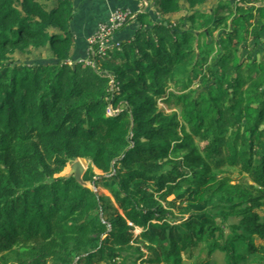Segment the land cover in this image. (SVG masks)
Instances as JSON below:
<instances>
[{
  "label": "trees",
  "instance_id": "1",
  "mask_svg": "<svg viewBox=\"0 0 264 264\" xmlns=\"http://www.w3.org/2000/svg\"><path fill=\"white\" fill-rule=\"evenodd\" d=\"M74 1L0 0V264L264 255V0H154L91 63L71 62ZM76 159L87 185L60 176Z\"/></svg>",
  "mask_w": 264,
  "mask_h": 264
},
{
  "label": "crops",
  "instance_id": "2",
  "mask_svg": "<svg viewBox=\"0 0 264 264\" xmlns=\"http://www.w3.org/2000/svg\"><path fill=\"white\" fill-rule=\"evenodd\" d=\"M154 0H75L74 18L71 30L75 36L71 62H85L89 58V38L92 37L98 26L108 21L112 12L123 8L133 13L130 22L124 29L116 32L111 38L108 48L133 38L139 28L138 14L145 9L150 11Z\"/></svg>",
  "mask_w": 264,
  "mask_h": 264
},
{
  "label": "rangeland",
  "instance_id": "3",
  "mask_svg": "<svg viewBox=\"0 0 264 264\" xmlns=\"http://www.w3.org/2000/svg\"><path fill=\"white\" fill-rule=\"evenodd\" d=\"M48 52L47 50H44V49H35L34 51L30 52V53H22V52H17L15 53V55L13 56V59L15 61L17 60H20V61H23V62H26V63H30V62H33L34 59H39V58H43L45 56H47ZM192 87H197V84L193 85ZM162 106H165L164 104L161 103ZM78 159L72 161V162H69L67 167L64 169V171L60 174V176H68L69 173L71 172V169H72V164L77 161ZM82 160V164L84 167H86V170L89 166H92L91 164V161L90 160H87V159H81ZM85 170V172H86ZM93 170L94 172L97 174V175H103V172L101 170H98L97 168H95L93 166ZM84 172V174H85ZM83 174V176H84ZM233 176L236 177V180L237 181H248L249 179H247L244 175H240L238 174V170H234L233 171ZM102 186H98L97 183H92L90 184V187L97 193L99 194H105L107 195L110 199H111V203L114 207H119V205L117 204L115 198L113 197L112 193H111V190L105 185V184H101ZM175 196L174 195H171L169 196L168 200L169 201H172L174 200ZM164 204L166 206H169L167 204V202H164ZM186 205V203H181V201H178L177 203V206L179 207H176V212H177V215L180 216L181 213H179L180 211H182V208ZM193 210L195 213L197 214H200L202 213L203 211H208L210 214L212 215H219V212H220V207L217 205V203H212V204H207V205H199V206H194L193 207ZM180 214V215H179ZM195 215L193 216V218L196 220L199 218L198 215ZM182 218L184 219H187V218H191L190 216V213H187V214H184V215H181ZM196 221H199V220H196ZM236 221V219H230L228 220L227 222H222L221 221V218H217V223L218 224H221L223 225V228H224V231H225V234L228 235L229 233H231V227L230 225L233 224L234 222ZM181 220H172L171 223L172 224H180ZM137 230V231H136ZM144 230L139 227L137 229H135V234L138 235L140 234L141 232H143ZM212 240H210L211 242ZM255 243L260 245V244H264L263 241L261 239H256L255 240ZM239 245H242V244H239ZM137 247L139 248H142V250L147 254L148 251L145 247L141 246V244H137L136 245ZM200 246H203V243L200 245ZM243 246V245H242ZM242 247L240 246V249ZM201 249L199 250L198 254L200 253ZM126 255V254H125ZM132 257V256H130ZM186 257V262L185 264H194L193 261L194 259H188V256H185ZM134 260L131 259L128 261V264H134L133 262ZM210 264H227L226 262V257H225V254L220 252V251H216L212 257H211V260H210ZM243 264H264V255H261V256H253V255H250L249 259L247 260L246 263H243Z\"/></svg>",
  "mask_w": 264,
  "mask_h": 264
},
{
  "label": "built area",
  "instance_id": "4",
  "mask_svg": "<svg viewBox=\"0 0 264 264\" xmlns=\"http://www.w3.org/2000/svg\"><path fill=\"white\" fill-rule=\"evenodd\" d=\"M237 2L240 0H236ZM133 16V13L129 10L123 8L115 9L108 21L101 23L98 26L96 33L89 38V57L92 53L95 52L94 46L98 44L99 51L103 54L106 53L108 49V44L113 37V35L126 24V22ZM89 59V58H88ZM87 59V62L91 63ZM116 111L109 107L108 114L113 115ZM139 227H136V229ZM137 231V230H136Z\"/></svg>",
  "mask_w": 264,
  "mask_h": 264
},
{
  "label": "water",
  "instance_id": "5",
  "mask_svg": "<svg viewBox=\"0 0 264 264\" xmlns=\"http://www.w3.org/2000/svg\"><path fill=\"white\" fill-rule=\"evenodd\" d=\"M81 162L82 160L78 159L72 164V169L68 176L74 175L78 182L87 185V183L83 180V174L86 170V167H84Z\"/></svg>",
  "mask_w": 264,
  "mask_h": 264
}]
</instances>
